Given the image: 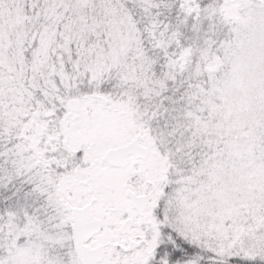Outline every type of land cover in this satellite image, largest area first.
<instances>
[{"label":"snow or ice","instance_id":"obj_1","mask_svg":"<svg viewBox=\"0 0 264 264\" xmlns=\"http://www.w3.org/2000/svg\"><path fill=\"white\" fill-rule=\"evenodd\" d=\"M0 264H264V0H0Z\"/></svg>","mask_w":264,"mask_h":264}]
</instances>
